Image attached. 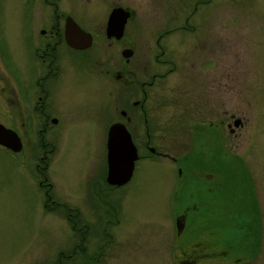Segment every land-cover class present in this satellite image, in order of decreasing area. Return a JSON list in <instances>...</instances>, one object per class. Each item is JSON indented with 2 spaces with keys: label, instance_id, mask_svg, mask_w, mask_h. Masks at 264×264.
Segmentation results:
<instances>
[{
  "label": "rangeland",
  "instance_id": "obj_1",
  "mask_svg": "<svg viewBox=\"0 0 264 264\" xmlns=\"http://www.w3.org/2000/svg\"><path fill=\"white\" fill-rule=\"evenodd\" d=\"M28 1L0 0V51L14 70L34 39L35 12L29 15L24 7L25 21L20 16ZM55 2L96 34L89 58L101 61L110 83L105 82L107 93L93 82L77 88L68 102L73 120L54 160L36 163L33 145L15 154L0 148V264H51L60 254L70 256L58 264H264V0ZM116 7L129 12L121 45L133 49V64L126 66L133 79L164 74L145 87L152 144L177 155L179 143L165 139L191 135L192 145L180 153L199 155L202 167L192 174L184 169L178 177L171 165L164 170L163 162L139 159L126 184L96 195L90 178L104 168V121L118 84L112 61L122 48L102 44L103 29ZM168 62L175 68L166 73ZM28 66L20 65L22 76ZM191 75H199L207 90L193 92ZM173 124L183 134L169 133ZM143 127L133 124L134 140H144ZM212 145L217 149L210 169ZM249 169L261 175L259 210L251 207ZM66 209H72L74 226ZM180 210L187 213L178 234L173 218ZM80 253L87 260L98 255V261L83 263Z\"/></svg>",
  "mask_w": 264,
  "mask_h": 264
},
{
  "label": "flooded vegetation",
  "instance_id": "obj_2",
  "mask_svg": "<svg viewBox=\"0 0 264 264\" xmlns=\"http://www.w3.org/2000/svg\"><path fill=\"white\" fill-rule=\"evenodd\" d=\"M23 3L20 12L22 21H25L24 7L29 15L35 12L34 17H37L36 24H34V27L32 28L34 39L32 40V43L25 48L26 58L19 62V69L14 67V70L10 63L8 66L6 61L9 59V56L7 58V55L0 51V124L16 134L17 139L21 144L20 150L24 144L33 145L30 147H36L38 150L36 163L46 162V160L47 162H50L56 158V154L60 148L59 144L62 141H66L64 140V138H66V128L68 124L71 125L73 120V112L71 111L68 102L71 100L72 96H75L74 94L77 91V88H83L85 84L93 82L94 86L99 88L98 91H103L104 89L107 93L105 87L110 81L108 79L105 80L104 78L101 61L95 60L97 58H89L90 55L88 54V50L92 46L96 34L91 33L85 27H82V25L70 13L71 11L68 6H66L67 9L60 7L59 2L57 4L55 0H29L28 2ZM64 4L66 5L65 2ZM69 18H71L81 30L88 32L91 35V45L89 47L80 49L73 48L65 42L64 29L65 23ZM103 36L104 40H102V44L107 41L109 44H118L119 47H122L116 52L119 57L112 61L113 63L116 62L118 65V68L113 72V76L118 84H116L112 90L111 95L113 96L112 104L114 108L108 113L107 119L104 121L105 126L107 125L106 130L113 123L123 124L129 134L130 140L136 148L137 159L134 163L139 159L163 162L162 164L164 166H159L164 167L165 170V168L169 169L170 167L168 166L171 165L174 167L178 177H180L181 172L184 169H189V174H192V171L195 170V168H201L202 158L199 155L198 157H187L185 154H182L183 152L180 153V150H183L181 148H184L185 145H192L193 140H191V135L188 137L189 140L184 141L177 136L167 137L165 139L171 141L174 140L179 143L176 144V146L180 148L179 153L177 152V155H172L166 151L157 150L155 145L152 144L153 140H151L148 134V106L145 107L146 102L148 101V96L145 87L152 86L154 80L163 77L164 74H151L146 77L145 80L133 79V70L126 68L133 58V49L121 45V39L124 37V29L122 36L118 39L114 37H106L104 29ZM130 42L133 44V40ZM125 54L129 55L123 56ZM22 55L21 52V57ZM23 64L29 65L26 68H22L24 76H22L20 67V65ZM130 64H133V60ZM169 64L171 67L167 69L166 73L175 68V64L172 65L171 62H168V65ZM202 77L203 76L201 75V78ZM189 79H191L189 80L190 82L193 81V92H196L198 88L206 89V86L203 87V85H201L199 75L197 79L192 75ZM183 82L185 83V80H180L178 83L181 84ZM175 89L177 88L174 86V90ZM209 89H211V86ZM177 90L179 91V89ZM133 93H140V98L133 99ZM116 105L119 106L116 107ZM156 108L159 109L160 107L156 106ZM185 112L187 111L185 110ZM180 113L181 110L179 115H181ZM212 118H210L211 125L213 121ZM140 122H142L144 126V140H134L133 124L135 123L138 125ZM180 130L182 132V129L178 128L175 124L167 129L169 133H175L177 135L180 134ZM181 134H183V132ZM105 140L106 133L103 142L104 168L98 172L97 176L93 177V175H91L90 178H93L91 181L92 183L96 181L95 183L98 185L96 188L93 187L95 186V183L91 185V190L96 195H100V193L104 195L107 191L118 190V188H120V186L108 185L105 182ZM214 144L216 143L214 142ZM212 147L214 148L215 153L212 150L210 151L211 154L208 158L210 169H212V165L215 162L217 149V146L215 145H212ZM0 148L7 152H11L3 146H0ZM150 148H152L153 151H151ZM141 151L144 152L141 153ZM11 153L15 154L16 152ZM134 169L135 168L133 167V171ZM252 170L253 169H249L247 179V185H250V188L253 191L251 194L254 196V203H251V207L255 206L257 209L258 207L260 209L261 198L260 196L258 197V193H260L258 182L261 175L258 174L257 176H254L255 173L252 172ZM203 178L212 179V176L204 173ZM184 211L185 210H180L174 214V223L176 218L183 215L186 217L187 211ZM185 223L186 221L184 218V226ZM105 235L107 236V232ZM80 237L82 238V236ZM84 254H78L83 263H92L95 259L98 261V255H88L89 260H87V256H84ZM69 256L70 254L64 256L60 254L57 257L55 256L54 258H51L53 261L50 262L51 264H58L61 259L66 260ZM194 257L196 258V256Z\"/></svg>",
  "mask_w": 264,
  "mask_h": 264
},
{
  "label": "water",
  "instance_id": "obj_3",
  "mask_svg": "<svg viewBox=\"0 0 264 264\" xmlns=\"http://www.w3.org/2000/svg\"><path fill=\"white\" fill-rule=\"evenodd\" d=\"M128 15L129 12L125 9L112 8L105 22V36L116 39L121 37ZM64 39L70 47L78 49L86 48L91 43V35L81 30L71 18L67 19L65 23ZM236 125H238V120L234 121V126ZM0 146L9 149L11 152H17L21 148L16 134L1 124ZM105 149V182L113 186H121L127 183L131 177L137 153L123 124L113 123L108 127ZM150 150L153 151L152 148ZM174 225L176 232L180 233L184 226V217L176 218Z\"/></svg>",
  "mask_w": 264,
  "mask_h": 264
},
{
  "label": "trees",
  "instance_id": "obj_4",
  "mask_svg": "<svg viewBox=\"0 0 264 264\" xmlns=\"http://www.w3.org/2000/svg\"><path fill=\"white\" fill-rule=\"evenodd\" d=\"M39 173L40 174H42V176H43V179L41 180V182H42V184L44 183V181H45V179H44V177H45V174L44 173H42L41 172V170L39 171ZM46 183H44L43 185L44 186H46L45 185ZM49 184V183H48ZM50 185V184H49ZM51 187V186H50ZM47 193V191H45V194ZM72 209H66V219L69 221V222H72V225L74 226V224H73V220H72V218H71V215H70V213L71 212H69V211H71ZM83 230H85V228L83 229ZM85 232V231H84ZM81 236H84V233L83 232H80L79 233ZM80 240L82 241L83 240V238H80ZM84 244V243H83ZM79 245V246H77V248L79 249V251L82 253V251H84L83 249H84V245ZM78 251V252H79Z\"/></svg>",
  "mask_w": 264,
  "mask_h": 264
}]
</instances>
